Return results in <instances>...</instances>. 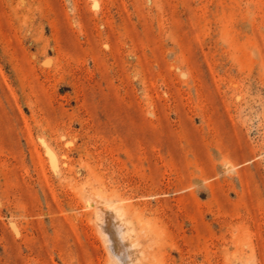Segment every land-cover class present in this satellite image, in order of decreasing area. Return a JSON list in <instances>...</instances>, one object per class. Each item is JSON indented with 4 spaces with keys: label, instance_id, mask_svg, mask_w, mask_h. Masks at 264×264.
<instances>
[{
    "label": "rangeland",
    "instance_id": "obj_1",
    "mask_svg": "<svg viewBox=\"0 0 264 264\" xmlns=\"http://www.w3.org/2000/svg\"><path fill=\"white\" fill-rule=\"evenodd\" d=\"M109 253L264 264V0H0V264Z\"/></svg>",
    "mask_w": 264,
    "mask_h": 264
},
{
    "label": "clouds",
    "instance_id": "obj_2",
    "mask_svg": "<svg viewBox=\"0 0 264 264\" xmlns=\"http://www.w3.org/2000/svg\"><path fill=\"white\" fill-rule=\"evenodd\" d=\"M105 247H107L106 244H105ZM107 264H120L119 258L109 253L108 258H107Z\"/></svg>",
    "mask_w": 264,
    "mask_h": 264
}]
</instances>
